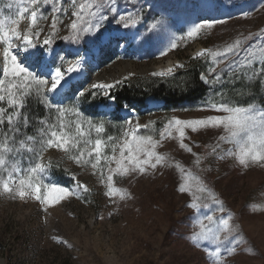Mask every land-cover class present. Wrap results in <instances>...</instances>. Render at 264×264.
I'll return each instance as SVG.
<instances>
[{
  "label": "rangeland",
  "instance_id": "rangeland-1",
  "mask_svg": "<svg viewBox=\"0 0 264 264\" xmlns=\"http://www.w3.org/2000/svg\"><path fill=\"white\" fill-rule=\"evenodd\" d=\"M150 3L154 5V13L145 6L142 20L135 28H122L111 22L112 17L109 16V21L104 22L101 29L107 28L108 32L101 40L96 41L94 36L85 35L80 44L74 45L62 39L70 35L67 26L74 18L71 16L74 9L69 0H60L59 6L68 11L60 14L63 23H57V36L52 48L66 54L79 52L88 58L87 74L83 77H78L79 73L72 74L76 79L71 89H65V92L78 88L87 91L84 97L65 100L67 107L75 105L83 114L81 119L91 120L95 125L104 124L106 131L102 136H119L125 119L134 117L133 125L154 121L152 129H141V133L153 134L154 138L159 139V131L171 117L191 120L208 115H226L207 108L206 101L228 103L230 106L264 105L261 103L264 101L261 100L264 99V81L258 77L249 79L251 69L247 64L237 69L239 80L225 72L222 77L225 83L207 84V93L202 99L179 109L165 110L161 100L149 98L146 100L147 106L137 102L132 109L123 108L117 114L113 101L104 103L102 99L108 96L92 89L91 85L100 74L110 73L125 65L132 66L136 71L143 67L157 71L136 73L119 80L121 83H165L178 71L186 69L191 61L202 65L211 80L215 73L208 71L210 59L195 58L204 49H222L240 39L244 41V49L256 45L254 54H264L260 51L264 47V38L255 35L264 32V0H150ZM137 7L138 3H129L128 0H118L117 3L119 13L135 11ZM19 10L17 0H0V19L15 18ZM44 11L48 13V19L38 21L44 29L41 44L51 31L52 22L50 6ZM161 13L166 18V24L171 26L163 34L148 32L147 25L152 22V15L159 16ZM201 19L223 22L203 30L197 37H187L186 32L191 24ZM29 24V19H23L19 25L20 31L25 32ZM250 34L252 38L245 39ZM149 35H153V40L145 43ZM181 36L184 38L180 39ZM172 37L176 38L177 47L168 50ZM3 48L4 45L0 44V68L3 65ZM241 55H245L244 51ZM169 68L173 69L171 74L164 77L153 75L167 73ZM223 68L224 63L218 64L217 72ZM0 78H3L2 75ZM242 88H254L256 93L250 97L242 94ZM93 92L97 94L93 96ZM61 96L63 93L60 97L51 96V102L55 103ZM23 111L30 123L24 136L17 137L16 148H19V140L26 139L27 135H39L40 119L56 118L55 110L49 109L43 103L42 96L35 93L28 98L27 108ZM63 120L71 122L76 120V116L67 112ZM84 128L87 131L88 125L85 124ZM6 129L7 125L0 129V143ZM186 132L188 139L184 142L192 147L193 152L181 149L178 139L164 140L157 151L166 153L172 166L159 169L154 175L134 173L127 177H114L117 187L126 188L132 193V198L123 201L115 197V203L105 195L104 184L90 166L76 165L62 151L48 149L44 153V160L58 165L53 169V179L71 188L72 177L75 176L88 191L81 189L79 197L73 195L45 211L47 206L31 197L13 198L3 194L0 189V264H214L209 253L220 247L223 254L225 244L213 241L196 243L192 236L200 230L199 221L205 216L227 218L229 213L232 215L229 221L231 235L226 244L235 250L224 258V264H264V165L252 164L245 168L233 156L220 159L217 153L222 155L227 151H238V145L233 143H222L223 151L218 149L217 153H213L217 137L224 134L222 128H206L197 132L189 129ZM91 138H96L94 131ZM28 156L23 149L15 157L8 154L9 160L18 159L21 167L28 166ZM197 156L200 157L199 164L196 163ZM176 163L215 192L224 212L218 211V206L210 202L209 207L201 208L199 213L187 206L192 197L178 191L181 175L175 167ZM192 183L195 190V181ZM204 223L208 222L204 220ZM209 227L215 229L218 225ZM219 227L218 235L223 241L228 232Z\"/></svg>",
  "mask_w": 264,
  "mask_h": 264
},
{
  "label": "snow or ice",
  "instance_id": "snow-or-ice-1",
  "mask_svg": "<svg viewBox=\"0 0 264 264\" xmlns=\"http://www.w3.org/2000/svg\"><path fill=\"white\" fill-rule=\"evenodd\" d=\"M128 2L138 3L139 7L135 8V11L119 13L118 0H83V2L69 0L71 8L74 9L71 13L74 18L67 26L70 29V35L62 39L75 45L80 44L84 36L88 35L94 36L96 41H99L104 37L101 29L104 27V22L109 21V16L112 17L111 22L127 29L135 28L141 22L145 6L151 8L154 13V5L150 3V0H143L142 3L140 0H128ZM59 5L60 0H17V7L20 10L16 17L0 19V44L4 45L3 65L0 68V75L3 77L0 78V129L7 125L3 133V142L0 143V189L3 194L20 199L31 197L47 206L44 209L47 211L48 207L55 206L66 198L73 195L79 197L81 189L87 192V187L76 180L75 176L72 177L71 188L53 179V169L58 165L51 160L45 161L44 153L48 149L55 148L65 153L67 159L76 165L90 166L93 173L99 175L100 182L106 188L105 195L111 202L115 203V197H119L121 201L130 199L132 193L126 188L117 187L114 177H127L134 173L154 175L159 169L172 166L170 157L166 153L158 152L157 148L163 146L164 140L178 139L180 148L192 153V147L184 142L188 139L186 130L189 129L197 132L206 128H222L224 134L217 137V142L212 148L213 153L221 149L222 143H233L238 145V151H227L222 155L217 153L220 159L233 156L237 163L245 168L252 164L264 165V105L230 106L228 103L206 101L207 108L218 113H226V115H208L191 120L171 117L159 131V139L154 138L153 134L141 133V129H152L154 121L145 124L137 122L133 125L134 117H130L125 119V126L122 127L119 136H102L101 134L106 131L104 124L95 125L91 120H83L81 119L83 114L75 105L69 108L64 104L65 100L73 101L77 97H84L87 89L78 88L75 91L65 92L66 88L71 89L76 79L71 74L81 72L85 57L79 52L66 54L52 48L57 36V23L58 21L63 23L60 14L68 11ZM49 6L52 13L51 31L47 33L41 44L40 37L44 29L38 21L48 19V13L44 9ZM8 7L11 8L12 5L9 4ZM26 18L30 20V24L22 33L19 25ZM222 22L215 19H201L200 22L191 24L186 36L197 37L203 30ZM170 26L166 24L163 13L159 16L153 14L152 22L147 25V31L163 34ZM255 35L264 38V32ZM183 38V36L180 37V39ZM251 38L252 34L245 39ZM152 40L153 35H149L144 42L150 43ZM243 44L244 41L237 39L222 49H204L198 52L195 58H209L211 66L208 71L215 73L211 80L204 75H201V80L210 85L223 84L225 81L222 77L225 72L231 73L236 80H239L240 75L237 69L247 64L251 69L248 78L258 77L264 81V54L256 56L253 52L256 45L244 49ZM176 47V38L172 37L168 50ZM242 51L245 53L243 56ZM260 51L264 53V47ZM162 54L167 53L162 52ZM220 63H224L225 68L217 72V65ZM254 64L255 67H252ZM177 67L183 68L184 65ZM172 72L173 69L169 68L167 73L160 72L153 75L164 77ZM120 83V81L93 83L91 88L99 90L101 94L114 101L115 96L111 95V90ZM34 93L42 96L43 103L49 109L55 110L56 118L40 119L39 135H27L26 139L19 140V148H16L17 137H23L25 130L29 127V118L23 110H26L27 100ZM61 93H63L61 99L52 103L50 99L52 94L60 96ZM96 94V92L92 93L93 96ZM67 112H72L76 120L65 122L63 117ZM85 124L88 125L87 131L84 128ZM93 131L96 133L95 139L91 138ZM173 133L176 135L174 136ZM21 149L29 154L27 167H21L18 159L10 161L8 158V154L15 157ZM193 155L196 154L193 153ZM196 163H200L199 156L196 157ZM175 167L181 175L178 191L192 197L188 207L199 213L201 208L209 207L210 202L218 206V211L224 212L222 202L210 187L198 177H193L179 163H176ZM193 180L195 190H193ZM197 193L203 195H197ZM231 219L230 213L227 218L207 215L199 221L200 230L192 236V240L196 243L213 241L225 244L223 254L220 247L209 253L214 259V264H224V258L232 255L235 250L233 246L226 244L231 235L229 228ZM204 220L208 223L205 224ZM209 225H218V227L214 229ZM219 226L228 232L223 241L218 235Z\"/></svg>",
  "mask_w": 264,
  "mask_h": 264
},
{
  "label": "trees",
  "instance_id": "trees-1",
  "mask_svg": "<svg viewBox=\"0 0 264 264\" xmlns=\"http://www.w3.org/2000/svg\"><path fill=\"white\" fill-rule=\"evenodd\" d=\"M206 70L202 65L191 61L186 69L178 71L170 79L161 82L147 83L123 82L111 90L115 96L118 110L123 107H132L137 102L145 104L149 97L160 99L164 102V109H179L186 104H193L202 99L207 93L208 86L201 80V75ZM255 89L242 88V94L254 96ZM108 98L103 99L107 102ZM264 100V99H261ZM264 104V101L261 102Z\"/></svg>",
  "mask_w": 264,
  "mask_h": 264
},
{
  "label": "bare ground",
  "instance_id": "bare-ground-1",
  "mask_svg": "<svg viewBox=\"0 0 264 264\" xmlns=\"http://www.w3.org/2000/svg\"><path fill=\"white\" fill-rule=\"evenodd\" d=\"M15 2V0H12ZM88 58H85V62L82 65L81 72L77 75L78 77L85 76L88 71ZM157 71L154 68H148V67H143L140 71H136L132 66L130 65H125L123 67H120L117 70H114L110 73H102L100 74L96 80L95 83H115L116 81L128 78L130 76H133L136 73H149V72H155ZM74 74V73H73ZM72 75V74H71ZM70 78V77H69Z\"/></svg>",
  "mask_w": 264,
  "mask_h": 264
},
{
  "label": "water",
  "instance_id": "water-1",
  "mask_svg": "<svg viewBox=\"0 0 264 264\" xmlns=\"http://www.w3.org/2000/svg\"><path fill=\"white\" fill-rule=\"evenodd\" d=\"M103 32L104 33H106L107 32V29L105 28L104 30H103ZM204 76H206L205 74H203ZM207 77V76H206ZM208 78V77H207ZM203 82V81H202ZM204 83V82H203Z\"/></svg>",
  "mask_w": 264,
  "mask_h": 264
}]
</instances>
